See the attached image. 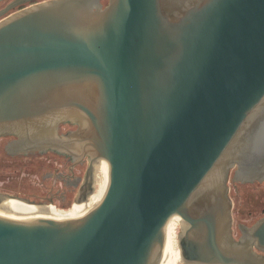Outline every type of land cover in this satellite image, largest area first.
Here are the masks:
<instances>
[{
	"label": "water",
	"instance_id": "water-1",
	"mask_svg": "<svg viewBox=\"0 0 264 264\" xmlns=\"http://www.w3.org/2000/svg\"><path fill=\"white\" fill-rule=\"evenodd\" d=\"M28 2L0 20V137L88 166L72 211L0 192L20 217L0 215V264H160L163 212L182 263L264 264V215L235 236L228 185L264 182V0H11L0 16Z\"/></svg>",
	"mask_w": 264,
	"mask_h": 264
},
{
	"label": "rangeland",
	"instance_id": "rangeland-1",
	"mask_svg": "<svg viewBox=\"0 0 264 264\" xmlns=\"http://www.w3.org/2000/svg\"><path fill=\"white\" fill-rule=\"evenodd\" d=\"M11 0L0 1V8L4 7ZM104 2H107L105 0ZM29 4L25 3L15 8L10 9L0 16V20L7 15L13 13L19 8ZM69 125H62L60 131L64 132L69 129ZM72 128V127H71ZM4 138L0 137V191L8 194H22L24 191L29 190L31 183L37 178V174H41L44 170L42 166L26 164L27 161L21 158H7L5 156ZM5 150V151H4ZM44 164L46 159H40ZM51 167V166H50ZM48 168V167H47ZM232 174V172H231ZM230 174V178H231ZM229 197L232 201V219H233V232L235 236L240 234L237 224L244 223L251 225L258 218L264 215V183H236L229 181ZM17 196V195H16ZM92 205V201L90 202ZM59 212H68L72 210V206L68 208H55ZM1 215H7L1 213ZM173 240L176 239V234L179 231L178 221L172 227ZM176 264H182L177 262Z\"/></svg>",
	"mask_w": 264,
	"mask_h": 264
},
{
	"label": "flooded vegetation",
	"instance_id": "flooded-vegetation-1",
	"mask_svg": "<svg viewBox=\"0 0 264 264\" xmlns=\"http://www.w3.org/2000/svg\"><path fill=\"white\" fill-rule=\"evenodd\" d=\"M69 127L73 128V126ZM3 138L5 139V146V144L13 137L4 136ZM5 156L7 158L24 159L27 161L26 164L28 165H32L34 161H36V166H42L41 168L44 167L41 174H37V178L31 183L29 190L24 191L22 194H16L17 196L22 197L25 201L31 203V205L44 207L51 206L56 209L68 208L75 203L78 196V190L83 182L86 168L88 166L87 157L76 162L66 155L50 150L46 152L34 151L16 155H10L5 152ZM41 158L46 159L45 164L40 160ZM94 182L95 176L93 186ZM233 183L234 185L236 184V182Z\"/></svg>",
	"mask_w": 264,
	"mask_h": 264
},
{
	"label": "bare ground",
	"instance_id": "bare-ground-1",
	"mask_svg": "<svg viewBox=\"0 0 264 264\" xmlns=\"http://www.w3.org/2000/svg\"><path fill=\"white\" fill-rule=\"evenodd\" d=\"M9 201L24 203L28 206L41 208V209H53L57 213H62V212H59L58 210H55V208L51 207V206L44 207V206L30 205V204H27L23 201L16 199V198L9 199ZM91 201H92V205H90ZM93 201H94V195H90L89 199L87 201V205L84 208L81 215L84 214L85 212H87L93 206ZM70 211H72V210H70ZM0 212L7 214V215H2V216L20 218V217L16 216L15 214H12L10 212H7V211L1 210V209H0ZM176 221H178V223H179V230H180V228L182 227V222H181L180 218L174 212H163L162 213L161 223H162V232H163V236H164V254H163V257H162L160 264H176L177 262L182 263L178 258L179 249H178V244H177V235H178L179 231L176 234V239L173 240L174 237H173L172 230H171ZM182 264H184V263H182Z\"/></svg>",
	"mask_w": 264,
	"mask_h": 264
}]
</instances>
